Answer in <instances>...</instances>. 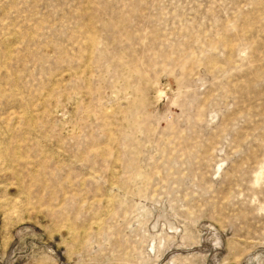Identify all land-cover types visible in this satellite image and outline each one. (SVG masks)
I'll list each match as a JSON object with an SVG mask.
<instances>
[{
    "label": "rangeland",
    "instance_id": "374dc122",
    "mask_svg": "<svg viewBox=\"0 0 264 264\" xmlns=\"http://www.w3.org/2000/svg\"><path fill=\"white\" fill-rule=\"evenodd\" d=\"M0 264H264V0H0Z\"/></svg>",
    "mask_w": 264,
    "mask_h": 264
}]
</instances>
